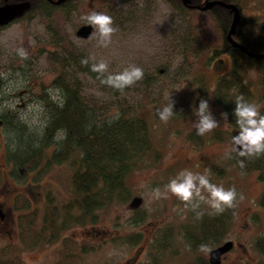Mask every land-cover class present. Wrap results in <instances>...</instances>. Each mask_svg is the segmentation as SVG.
Masks as SVG:
<instances>
[{
    "label": "rangeland",
    "instance_id": "1",
    "mask_svg": "<svg viewBox=\"0 0 264 264\" xmlns=\"http://www.w3.org/2000/svg\"><path fill=\"white\" fill-rule=\"evenodd\" d=\"M162 1L75 0L69 6L47 10L46 15L36 16L30 11L26 20L0 30V113L16 110L18 120L39 134L48 119L49 103L61 99L54 79L65 73L78 85L87 105L93 106L95 116L102 119L114 114L123 104L129 113L147 122L152 143L126 175L128 191L124 196L103 202L93 210V220L70 224L54 241L25 248L15 229L17 212L13 202L18 192L29 202L18 213L36 210L39 229L47 192L53 194L59 206L75 197L71 183L74 166L69 158L45 165L56 148L51 143L43 151L40 166L26 174L8 160L9 139L0 142V202L4 213L0 219V249L14 242L23 264H53L59 258L63 239L74 244L76 260L72 264H151L150 254L159 255L160 264H211L209 251L226 241L232 246L221 255L219 264H264V207L258 203L264 193V171L241 173L230 163L231 140L238 128L222 118L223 107L213 95L217 78L229 72L232 64L221 51L222 31L209 12L182 10L175 15ZM241 2L244 25L259 32L264 0ZM91 13L111 17L114 31L109 37L95 25L90 38L76 37L77 28L88 23L85 17ZM21 50L25 56L19 54ZM214 50L217 53L213 54ZM63 55L67 60L73 57L76 66L82 61L93 66L105 63L106 69L97 71L104 80L130 66L141 68L143 77L116 96L100 78L79 72L76 66L63 69L52 60L61 61ZM241 79L249 84L252 97L248 102L262 108V71L252 62H245ZM169 99L174 114L164 122L156 110ZM200 99L208 100L210 114L218 122L202 136L194 126L199 120L195 111ZM184 169L205 174L211 183L236 190L232 207L223 210L231 208L221 241L215 245L206 243L191 250L188 232L198 226L191 217L192 204L170 193L167 198L155 194L156 189L163 193L168 182ZM133 197L141 199L136 208L129 205ZM198 207L215 213L204 202ZM82 246L89 249L81 251ZM155 247L159 251L152 252Z\"/></svg>",
    "mask_w": 264,
    "mask_h": 264
},
{
    "label": "trees",
    "instance_id": "2",
    "mask_svg": "<svg viewBox=\"0 0 264 264\" xmlns=\"http://www.w3.org/2000/svg\"><path fill=\"white\" fill-rule=\"evenodd\" d=\"M65 1V6H69L70 2L75 3V0ZM164 1L173 8L175 14L178 9L187 12L196 9L185 6L180 0ZM189 1L193 6H202L206 0ZM219 1L234 4L239 11L242 8L241 0ZM48 7L41 4L40 0H34L29 6V10L33 12L42 8L46 15L50 10ZM206 12L212 15L222 31L221 51L229 54L232 59L231 70L217 78L213 95L216 102L222 105L224 113H228L227 119L230 125L238 128L233 113L235 100L241 95L246 101H250L252 97L249 84L243 83L241 79L244 63L252 62L262 71L264 77V20L260 22V31L256 32L255 28L249 29L244 25V19L240 12L232 39L249 52L260 55L251 58L226 40V32L232 20L231 10L220 5H213ZM214 53H217V50H214ZM52 60L60 64L63 69L76 66L73 57L67 60L63 55L61 61L56 58H52ZM76 69L79 72H88L94 78H100L102 81L106 80L99 76L97 71H93L91 64L80 62ZM68 79L69 77L65 73H60L54 79L55 86L60 92L58 96L61 99L58 103H49L48 119L45 128L39 134L30 131L21 121L7 114L4 115L5 113L3 115L0 113L5 124V139H9L8 160H11L15 168L18 167L26 174L36 170L44 158L45 147L53 142L56 148L45 165L58 164L69 158L71 165L74 166L71 183L76 192L75 197L59 206L54 202L53 194L47 192L46 206L40 213L39 229H37L39 216L36 210L18 213L28 207L27 197L19 193L15 198L13 202V209L17 212L15 229L20 245L25 248H35L54 241L61 231L70 224L93 220V210L103 202L120 198L121 195L124 196L128 191L125 184L126 175L138 165V162L152 146L149 127L143 118L132 115L125 105L120 104L114 114L100 119L95 116L96 111L93 110V106L87 105V102L81 97L78 85ZM104 84L116 96L122 95L126 91V87L116 89L107 83ZM259 111L264 114V106ZM58 136L63 138L58 139ZM229 160L241 173L264 171V153L240 157L236 152H233ZM239 161H243V168L240 167ZM261 195V200L258 203L264 207V193ZM190 212L191 217L198 222V226H194L188 232L191 238L189 237L187 241L190 243L191 250L206 243L215 245L221 241V230L226 216H230L231 208L223 212L214 211V214L203 212L201 209L199 210V207L192 208ZM197 213L202 214L198 216ZM14 248V242H9L5 248L0 249V264H23L16 254L17 247L15 250ZM73 248V242L63 239L59 258L53 264H72L76 260L73 256ZM160 248L163 247L160 246ZM160 248L155 247L152 252H157ZM88 249L87 246H82L80 250ZM150 259L151 264H160L159 255L150 254Z\"/></svg>",
    "mask_w": 264,
    "mask_h": 264
},
{
    "label": "clouds",
    "instance_id": "3",
    "mask_svg": "<svg viewBox=\"0 0 264 264\" xmlns=\"http://www.w3.org/2000/svg\"><path fill=\"white\" fill-rule=\"evenodd\" d=\"M91 25L97 26L100 33L106 38L114 31L111 17L103 13H91L85 17ZM25 56L26 53L21 50L19 53ZM87 63V61H82ZM107 65L103 62L93 66V71L103 72ZM143 70L136 66H130L119 74L110 75L104 83L113 86L116 89H123L126 86L134 84L142 79ZM157 115L161 121L167 122L174 114L173 102L170 101L162 108H158ZM195 113L199 120L195 123V129L198 135H204L206 132L212 131L218 126V122L211 116L209 102L200 99ZM236 117L238 131L232 136V147L230 152H236L240 157H249L264 153V114H261L257 105L249 103L241 95L235 100V108L233 110ZM222 118L227 120L228 113H222ZM63 138L62 136H58ZM236 145H240L237 149ZM240 167H244L243 161H239ZM172 194L182 201L192 204L193 209L199 206L200 202L208 204L216 212H222L225 207H232L236 198V190L234 187L225 189L222 185H216L210 182L205 174L193 173L187 169L181 170L175 178L171 179L165 186L162 193L159 189L155 190L157 197L160 195L167 198L168 194ZM204 193H207L205 196ZM193 201H195L193 203ZM202 213H197L201 215Z\"/></svg>",
    "mask_w": 264,
    "mask_h": 264
},
{
    "label": "water",
    "instance_id": "4",
    "mask_svg": "<svg viewBox=\"0 0 264 264\" xmlns=\"http://www.w3.org/2000/svg\"><path fill=\"white\" fill-rule=\"evenodd\" d=\"M183 4L194 7L190 5L189 0H181ZM61 0H56L54 3L59 4ZM213 5H220L227 9H230L232 12V20L229 26V29L226 33V40L232 44L236 48H240L241 50L245 51L249 56L252 57H259V54H254L243 48L242 45L237 43L235 40L232 39L233 34L235 33V27L239 21L238 18H240V12L239 9L234 4H228L219 0H206L202 6H199L198 8L202 11L209 10ZM28 6L27 2L18 4V5H7L0 7V24L8 23L10 20L14 19L17 15H20V13ZM93 31V25L87 23L83 24L80 27L77 28L75 35L77 38L80 39H88L90 38ZM237 134V131L234 133V135ZM232 142V140H231ZM236 148L239 149L240 145H236ZM141 199L139 197H133L129 203V205L132 208H136L140 205ZM0 217H2V207L0 205ZM232 246V243L230 241H226L222 243L221 245L217 246L216 248H213L209 251L208 259L211 264H219L221 255L230 249Z\"/></svg>",
    "mask_w": 264,
    "mask_h": 264
},
{
    "label": "flooded vegetation",
    "instance_id": "5",
    "mask_svg": "<svg viewBox=\"0 0 264 264\" xmlns=\"http://www.w3.org/2000/svg\"><path fill=\"white\" fill-rule=\"evenodd\" d=\"M34 0H0V7H3V6H7V5H18V4H21V3H24V2H27L28 3V6L20 13V15H17L14 19H12V20H10L8 23H5V24H0V30L2 29V28H7V26H9V24H13V23H15V22H17L18 23V21H20V20H26V18H29L27 15L29 14V12H30V10H29V6L31 5V3L33 2ZM56 0H40V3L41 4H43V5H45V6H50V7H53V8H49L48 7V9H50L49 11H51L52 9H55V8H57V7H64L65 6V3H66V1L65 0H61V2L59 3V4H55L54 2H55ZM162 2H164L167 6H169L172 10H173V8L170 6V5H168L164 0L162 1ZM180 2L182 3V1L180 0ZM56 6V7H55ZM186 6V5H185ZM193 9V8H192ZM193 10H197V9H193ZM47 11V10H46ZM180 11H182L181 9H178V10H176L175 12H176V14L177 13H179ZM34 13H35V15L36 16H38L39 14L40 15H44L45 14V10L44 9H39V10H34L33 11ZM175 14V15H176ZM240 49V48H239ZM241 50V49H240ZM243 51V50H242ZM243 52H245V51H243ZM246 53V52H245ZM247 54V53H246ZM229 59H230V61L232 62V59H231V57H230V55L229 54H225ZM248 55V54H247ZM249 56V55H248ZM249 57H251L252 58V56H249ZM1 82V81H0ZM17 93V97H16V99H17V101H18V91L16 92ZM16 105L18 106V102L16 103ZM5 113V114H4ZM2 115L4 114V115H8L9 114V116L10 117H12V118H14V119H16V120H18V113L16 112V110L14 111V110H12V109H10V110H6L5 112H3V113H1ZM2 115H0V139L2 140V141H0V142H2V143H5V138H6V130H5V124L3 123V121H2V119H1V116ZM54 143V142H53ZM55 144V143H54ZM6 156H8L7 154H6ZM14 167V166H13ZM18 194H19V192H18ZM21 194H23V193H21ZM0 205H1V207H3L2 206V204H1V202H0ZM3 217H4V213H3V211H2V217H0V219L2 220L3 219ZM221 258H222V256H221Z\"/></svg>",
    "mask_w": 264,
    "mask_h": 264
},
{
    "label": "bare ground",
    "instance_id": "6",
    "mask_svg": "<svg viewBox=\"0 0 264 264\" xmlns=\"http://www.w3.org/2000/svg\"><path fill=\"white\" fill-rule=\"evenodd\" d=\"M256 58V57H255Z\"/></svg>",
    "mask_w": 264,
    "mask_h": 264
}]
</instances>
